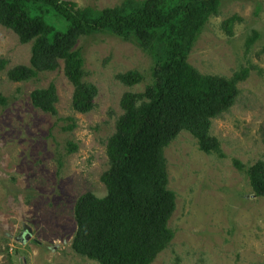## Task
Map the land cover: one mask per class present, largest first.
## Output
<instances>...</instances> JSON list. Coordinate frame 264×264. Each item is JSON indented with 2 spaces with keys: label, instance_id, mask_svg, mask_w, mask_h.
<instances>
[{
  "label": "rangeland",
  "instance_id": "rangeland-1",
  "mask_svg": "<svg viewBox=\"0 0 264 264\" xmlns=\"http://www.w3.org/2000/svg\"><path fill=\"white\" fill-rule=\"evenodd\" d=\"M97 9L141 0H72ZM238 15L233 34L224 22ZM256 40L248 46L249 40ZM88 83L98 87L95 107H73L74 85L64 63L37 80L14 82L8 71L29 65L32 43L24 44L0 24V89L9 105L0 108V264H100L73 248L81 196L107 195L102 175L109 169L108 143L124 114L126 92L144 91L154 81V52L136 37L106 30L79 42ZM162 53L161 49H157ZM202 74L232 78L247 69L232 108L215 118L211 133L224 156L207 153L183 131L165 151L177 208L170 220L176 237L153 264H264V196L248 170L264 161V0H223L188 56ZM140 71L145 83L129 86L120 74ZM57 85L58 115L37 108L32 93ZM73 118L76 128L65 131ZM69 142L78 145L67 150ZM240 161L243 169L236 165ZM27 234H31L28 239Z\"/></svg>",
  "mask_w": 264,
  "mask_h": 264
},
{
  "label": "trees",
  "instance_id": "trees-1",
  "mask_svg": "<svg viewBox=\"0 0 264 264\" xmlns=\"http://www.w3.org/2000/svg\"><path fill=\"white\" fill-rule=\"evenodd\" d=\"M223 0H141L127 6L97 9L80 7L72 0H0V24L13 30L24 44L32 43L29 65L8 71L14 82L37 80L44 72L57 71L62 62L74 85L73 107L87 113L94 109L98 87L88 83L86 58L80 40L101 31L125 38L136 37L154 52V81L144 91L126 92L124 114L110 137V167L102 175L107 195L81 196L75 208L78 229L74 250L100 264H153L176 237L170 220L177 208L176 193L169 188L166 148L183 131L191 132L207 153L224 156L220 140L213 136V120L228 112L239 95V83L247 69L232 78L202 74L188 59L207 22L221 11ZM241 20L228 18L224 26L233 34ZM256 40L252 37L248 46ZM161 49L162 53H158ZM7 60L0 62L4 69ZM134 86L146 82L140 71L120 74ZM34 105L58 115L57 85L33 91ZM9 105L0 89V108ZM63 126L74 130L73 118ZM70 153L78 145L69 142ZM236 165L243 169L240 161ZM252 187L264 196V161L248 170Z\"/></svg>",
  "mask_w": 264,
  "mask_h": 264
},
{
  "label": "flooded vegetation",
  "instance_id": "flooded-vegetation-1",
  "mask_svg": "<svg viewBox=\"0 0 264 264\" xmlns=\"http://www.w3.org/2000/svg\"><path fill=\"white\" fill-rule=\"evenodd\" d=\"M31 237V234H27V238L29 239Z\"/></svg>",
  "mask_w": 264,
  "mask_h": 264
}]
</instances>
